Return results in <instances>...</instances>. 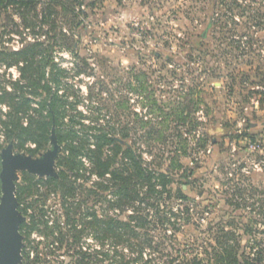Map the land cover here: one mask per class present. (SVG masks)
I'll return each mask as SVG.
<instances>
[{
    "label": "rangeland",
    "instance_id": "1",
    "mask_svg": "<svg viewBox=\"0 0 264 264\" xmlns=\"http://www.w3.org/2000/svg\"><path fill=\"white\" fill-rule=\"evenodd\" d=\"M20 6L0 15V47L52 45L46 76L67 109L61 121L92 144L96 133L116 134L151 169L171 177L158 185L162 193L145 184L148 199L134 204L148 215L159 247L147 248L145 259H182L181 248H201L227 223L241 235V251L260 252L264 264V0H85L74 12L62 0H39L26 16ZM14 81L26 85L20 66L1 61L0 82L20 96ZM7 104L0 101L4 112ZM56 128L53 119L48 141L37 137L17 147L0 125V172L9 144L39 159L52 149ZM59 145L52 175L17 171L19 264H116L102 220L127 218L134 208L128 202L124 211L111 209L113 182L86 155L81 168L69 170L62 163L69 152ZM122 156L123 150L118 164ZM61 170L76 187L71 196H64ZM181 189L187 199L178 198Z\"/></svg>",
    "mask_w": 264,
    "mask_h": 264
},
{
    "label": "trees",
    "instance_id": "2",
    "mask_svg": "<svg viewBox=\"0 0 264 264\" xmlns=\"http://www.w3.org/2000/svg\"><path fill=\"white\" fill-rule=\"evenodd\" d=\"M38 1L0 0V15L8 6L20 4V8L22 7L23 10L17 9V12L26 16L29 11L36 10ZM62 2L68 11L74 12L75 7L84 4L85 0H62ZM7 18L13 21L10 14ZM74 47L73 44L72 48ZM52 49V45L40 40L28 42L17 50L0 47V62H5L7 67L20 66L22 80L26 81L25 86L20 84L21 81L11 82L15 88L21 89L20 96L8 90L3 82H0V101L8 103V111L4 112L0 107V125L6 129L9 140L16 141L17 147H24L27 140H35L37 137L48 141L54 119L57 125L58 143H64L67 152H69V155L62 159V163H65L69 170L73 172L84 164L79 157L82 155L88 156L95 166L94 169L98 170L97 174L108 178L115 186L113 193L115 197L108 200L110 208L117 209L119 207L123 208V211L128 205L134 208L127 218L107 214L102 220L104 225L103 238L111 242L113 256L117 257V260L112 262H116V264H151L152 258L145 259V250L147 248H157L155 250L158 251L159 247L156 244L154 245V239L150 235L148 215L141 213L140 208L134 204L138 200L148 199V191L143 193L145 184L149 185L150 192L162 193L157 190L158 185L166 187V183L171 180V177L169 173L160 169H151L145 163L142 155H138L134 147L124 143L125 141L117 137L116 134L96 133L93 135L95 140L92 144L89 141L90 137L81 133L80 129H75L72 125L61 121L60 116L61 114L65 115L67 109L60 103L61 98L57 92L58 89H53L49 78L46 76V66L53 59L50 52ZM24 88H27L29 93L38 96L35 99L29 97L26 91H22ZM41 90H43L42 93H39ZM34 101H36L37 107L33 108L32 103ZM178 105L183 108L187 107L184 102H180ZM31 108L33 111H31ZM47 110L48 112L44 113ZM34 111L38 113V118ZM24 117L27 118V124H24ZM71 120L73 121V119ZM105 146H108L109 149H105ZM121 150H123V156L120 160L121 163L118 164V155ZM60 173L62 184L66 185L65 183H67L68 185V191L64 193V196L73 195L76 188L72 184L73 181H69L70 178L66 174V170H61ZM50 179L56 181L55 178L51 177ZM178 198H188L183 189L179 190ZM159 206H161V203H157L158 208H160ZM91 214L96 221L100 222L96 213ZM159 220L163 221L161 218ZM214 232L212 241L205 242L201 248L193 246L190 249L192 251H189L188 247L181 248L180 252L187 251L185 255L180 254L182 259H179V257L172 259L168 264H174L175 260H179L178 264H260V252H257V257H252L241 251V235L230 228L229 224L220 223L218 230ZM120 245H122V249L119 248ZM110 254V250H105L104 255L106 257H109Z\"/></svg>",
    "mask_w": 264,
    "mask_h": 264
},
{
    "label": "water",
    "instance_id": "3",
    "mask_svg": "<svg viewBox=\"0 0 264 264\" xmlns=\"http://www.w3.org/2000/svg\"><path fill=\"white\" fill-rule=\"evenodd\" d=\"M52 149L41 158L14 153L9 144L2 150V168L0 172L2 196L0 199V264H19L22 251L20 234L19 202L16 195L18 169H25L37 174L52 175L55 159L59 154L55 130L52 131Z\"/></svg>",
    "mask_w": 264,
    "mask_h": 264
}]
</instances>
